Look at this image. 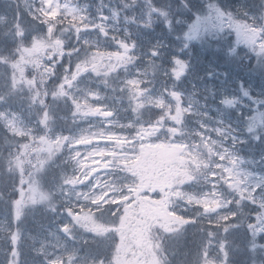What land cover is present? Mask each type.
<instances>
[{
	"label": "snow or ice",
	"instance_id": "6c2138e0",
	"mask_svg": "<svg viewBox=\"0 0 264 264\" xmlns=\"http://www.w3.org/2000/svg\"><path fill=\"white\" fill-rule=\"evenodd\" d=\"M0 264H264V0H0Z\"/></svg>",
	"mask_w": 264,
	"mask_h": 264
},
{
	"label": "rangeland",
	"instance_id": "374dc122",
	"mask_svg": "<svg viewBox=\"0 0 264 264\" xmlns=\"http://www.w3.org/2000/svg\"><path fill=\"white\" fill-rule=\"evenodd\" d=\"M225 4L228 5L230 3H234L235 0H224ZM157 36L165 39V42L169 44L170 48L174 47L175 38L172 36H165L160 32L159 27L156 29ZM196 52L194 54L191 53V62L192 69L190 74L185 78L184 88L186 91L191 92L192 86L196 85L197 88L203 89V85L208 82V78L205 73L208 71L216 70L217 75L219 76L224 70H228L233 78L243 77L248 78L249 73H240L238 69L234 68L230 64L221 63L218 68L216 65V59H212V57L206 58L204 54H206V48L202 47L199 42H195ZM181 55H187V53H182ZM205 58V59H204ZM222 59V58H221ZM220 59V60H221ZM219 60V61H220ZM211 65V67H209ZM220 69V70H219ZM200 77H204L203 80L199 79ZM222 79V76H221ZM219 82V81H217ZM197 98L202 99V96L198 93ZM37 218L39 219V214H37Z\"/></svg>",
	"mask_w": 264,
	"mask_h": 264
},
{
	"label": "trees",
	"instance_id": "16d2710c",
	"mask_svg": "<svg viewBox=\"0 0 264 264\" xmlns=\"http://www.w3.org/2000/svg\"><path fill=\"white\" fill-rule=\"evenodd\" d=\"M96 2H98V0H96ZM178 3H179V0H174V4H178ZM194 48H195L194 45H192V49H191L192 54H194V53L196 52V51H194ZM204 55H205L206 58L212 57V59H213V58L216 59V62H217V63H222V62H223V60H222L221 58L213 57L211 51H209L208 49H206V54H204ZM220 59H221V60H220ZM219 60H220V61H219ZM236 65H237V66H235V67H237V69H238V71H239L240 73H245V72H247L246 68L240 66L239 64H236ZM217 67L219 68L220 66L218 65Z\"/></svg>",
	"mask_w": 264,
	"mask_h": 264
}]
</instances>
